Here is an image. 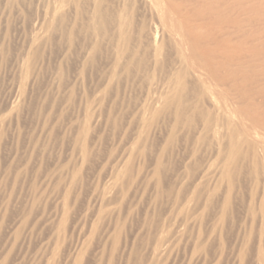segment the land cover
<instances>
[{"label": "rangeland", "instance_id": "1", "mask_svg": "<svg viewBox=\"0 0 264 264\" xmlns=\"http://www.w3.org/2000/svg\"><path fill=\"white\" fill-rule=\"evenodd\" d=\"M60 1L0 0V264H264L258 228L244 248L249 186L235 184L219 224L228 186L199 185L156 117L162 71L109 80L114 27L95 43L93 1L134 28L148 12Z\"/></svg>", "mask_w": 264, "mask_h": 264}, {"label": "bare ground", "instance_id": "2", "mask_svg": "<svg viewBox=\"0 0 264 264\" xmlns=\"http://www.w3.org/2000/svg\"><path fill=\"white\" fill-rule=\"evenodd\" d=\"M127 2L138 3L150 21L134 28L124 16L108 19L100 1L92 5L95 43L114 27L109 80L122 74L141 80L162 71L154 113L170 118V140L181 135L178 150L186 154L185 163L201 167L199 185L214 180L212 196L222 184L228 186L219 224L227 218L239 179L250 188L245 248L256 228L264 235V0H122L121 6ZM90 117L86 108L83 137ZM257 255L264 263L262 249Z\"/></svg>", "mask_w": 264, "mask_h": 264}]
</instances>
